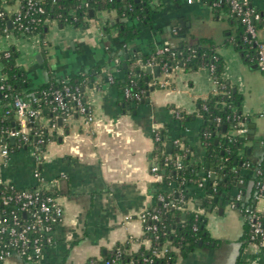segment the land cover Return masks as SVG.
<instances>
[{
    "label": "crops",
    "instance_id": "obj_1",
    "mask_svg": "<svg viewBox=\"0 0 264 264\" xmlns=\"http://www.w3.org/2000/svg\"><path fill=\"white\" fill-rule=\"evenodd\" d=\"M2 1L9 13L22 7L21 0ZM250 2L264 11V0ZM210 6L203 0L162 1L148 22L135 23L138 34L124 54L140 58L181 39L208 37L216 41L225 59L224 77L242 93V111L249 115L245 122L248 142L240 159L242 165H237L240 177L230 192L234 196L242 191L249 196L264 155V72L255 68L258 60L246 63L236 49L233 37L238 24L231 18L232 13ZM116 19V10H103L87 26L48 18L43 36H0V51L17 49V63L29 74L32 87L62 79L76 81L82 74L90 76L83 88L95 115L90 122L80 114L53 116L43 107L41 122L54 134L45 149L29 146L10 152L6 161L0 157V180L20 188L42 185L54 189L64 210L54 228L53 242L38 263H27L14 254L0 264H87L92 259L101 260L117 243L129 242L131 252L149 247L151 242L145 237L140 214L155 206L158 193H173L177 188L175 181L162 182L151 171L157 161L155 128H164L169 142L178 138L188 142L196 160L206 155L199 135L201 120L191 119L181 125L175 108L196 112L198 100L216 88L210 69L201 66L187 71L179 67L169 76L160 77L167 80V85L152 89L148 100L126 104L122 89L109 82L103 72L107 67L115 79L125 77V63L122 66L118 54L110 60L116 53L112 42L119 32ZM258 37L264 39V30L258 31ZM2 69L0 56V78ZM26 119L16 113L13 125L26 131ZM36 169L45 181L36 179ZM186 190L191 196L187 208L205 213L199 199L205 189L192 184ZM256 207L264 210V196L258 198ZM206 216L208 241L178 254L176 264H264V246L249 244L242 249L244 217L238 205L229 202L221 211V206L215 204Z\"/></svg>",
    "mask_w": 264,
    "mask_h": 264
},
{
    "label": "trees",
    "instance_id": "obj_2",
    "mask_svg": "<svg viewBox=\"0 0 264 264\" xmlns=\"http://www.w3.org/2000/svg\"><path fill=\"white\" fill-rule=\"evenodd\" d=\"M12 0H6L10 2ZM22 6L27 0H21ZM38 3H44L46 6V13L42 15V20L37 25L31 26L29 30L20 29L17 25L9 27V21L13 20L16 14L22 9L14 13H9L0 0V10H4L5 16L0 17V36L13 33L15 36L21 35H35L41 36L45 33L46 20L48 18H57L62 23H71L75 25L87 26L90 19H95L97 13L103 10H116L118 15L119 32L112 38L113 46L115 48V55L112 54L110 60H114L119 56L122 66L125 63V77L116 79L114 84L125 92L126 87H131L133 93L144 90L142 99L133 100V97L127 98L125 96L126 104L131 102L140 103L148 100L149 93L152 89L161 87L159 81L164 74V65L167 66L168 75L173 73L177 68L181 67L187 71L196 70L201 66H206L213 70L211 71L212 78L216 84L215 90L205 98L198 100V108L194 113H188L180 108H175L178 112V119L181 125H185L191 119L199 118L202 122L200 130V138L202 144L206 148V155L203 160H196L194 157V148L188 142L178 138V142H169L166 137L164 128L159 127L154 130L160 133V139L155 140V154L157 162L160 165L159 174L162 176V182L177 183L176 190L171 197L177 199L184 208L170 207L166 210L162 209V223L166 228L164 231L166 235L161 238L158 246L169 241L176 249L169 251L162 255H153V249L156 247L155 240L151 232H144L147 239H151L149 247L142 246L138 251L131 252L129 242L117 243L112 249L107 250L102 259H92L87 264H176L178 254H186L194 250L200 245L205 244L210 235L207 228V211L211 205H215L214 196L226 193L230 203L238 205L241 208L243 216L246 214L247 207L256 209V203L260 195L264 196V189L258 183L262 180L260 170L264 169V155L259 163V172L255 181V186L251 190L249 196L242 193V197L237 200L236 195L230 194V190L234 185L236 178L239 179V172L237 171L238 163L235 159L240 160L245 150L248 139L246 138L245 124L238 128H244L243 134H231L230 131L234 125L237 124V117L240 120L249 117L244 115L242 111V93L235 91L232 84L224 77L225 59L217 50V43L214 39L208 37H199L193 40L181 39L177 44L170 45L171 51L165 54L152 52L146 56L138 58L134 54L125 53V49L137 36V28L135 23L137 21L148 22L151 17V12L157 9L151 5V0H86L87 5L83 4L81 0H35ZM179 1V0H175ZM209 3L215 10L223 8L232 13L231 18L238 24V29L233 37L234 45L242 56V60L246 63H252L258 60V45L254 42L244 41L245 26L234 12H232L230 5L226 0H203ZM218 2L219 5H215ZM94 11L91 16L90 12ZM259 18L255 19L256 29L264 30V11L256 9ZM123 18H129V22L121 21ZM117 22V21H116ZM164 45V46H165ZM10 55L5 56V51H0V56L3 61L2 77L0 78V145L6 143L9 151L13 152L24 147L35 146L45 149L49 140L54 137L50 132L48 126L41 122L42 111L36 116L27 117L26 126L28 130V141H21L15 139L12 143L6 130L8 129H22V126L13 125V117L15 111H11L7 117L4 116V109L14 100L15 97H27L30 94L37 96L38 104H41V109L45 107L49 113L52 112L50 106H46L43 96V91L50 88L59 87L62 80L52 81L48 84H43L37 88L31 86L30 76L27 71L18 65L17 57L18 51L15 47L9 50ZM140 61L142 63H140ZM152 62L153 65L160 67V75L155 78L154 84L150 85L145 81L148 76L146 66ZM105 77V76H104ZM82 74L76 78L68 79L71 83L83 82V84L90 79ZM106 78V77H105ZM131 79H134L136 86L131 85ZM3 86V88H1ZM133 96V95H132ZM7 105V106H6ZM70 111L64 116L71 113L78 114L77 108L73 102H70ZM53 116L57 115L52 112ZM220 118V121L218 119ZM246 120L244 122H246ZM226 126V130L223 127ZM168 145H171V152L167 151ZM37 152L38 149H37ZM168 155L170 160L164 161V157ZM180 162V166H179ZM210 173V176H208ZM214 175V179L212 178ZM205 177L208 181L205 184V194L199 196L200 206L205 209V213L199 214L196 217V211L187 208L190 200V194L186 190L187 185L199 184ZM198 186V185H197ZM54 195V189H50ZM164 193V192H163ZM167 194V193H164ZM184 196L185 202H181ZM178 203V205H180ZM1 206V201H0ZM155 207L161 208L162 204L157 202ZM258 213L264 215V210L256 209ZM196 225V229H194ZM252 229L250 221L244 220V232L241 237L242 249L251 243L259 242L258 239L252 237ZM239 261L237 264H242Z\"/></svg>",
    "mask_w": 264,
    "mask_h": 264
},
{
    "label": "built area",
    "instance_id": "obj_3",
    "mask_svg": "<svg viewBox=\"0 0 264 264\" xmlns=\"http://www.w3.org/2000/svg\"><path fill=\"white\" fill-rule=\"evenodd\" d=\"M83 4L87 5L86 0H81ZM126 1V0H125ZM164 0H151V5L155 9H158L162 5ZM188 3H192L195 0H185ZM245 26L244 41L254 42L258 45V63L259 68L264 72V39H259L258 30L255 26V19L259 18V14L256 9L251 5L250 0H226ZM215 5H219L218 2ZM22 9L16 14L12 20L13 25H17L20 29L29 30L31 26L37 25L42 20V15L46 13V6L44 3H38L35 0H27ZM4 10H0V17H4ZM47 46V42L44 43ZM171 51L170 45L162 46L158 49L157 53L165 54ZM10 52L5 51V56H9ZM119 62H117V65ZM149 65H153L149 62ZM164 74L168 75L167 66L164 65ZM211 71L213 66H211ZM109 82H115V76L111 73L107 67L103 69ZM131 85L136 86L134 79H131ZM161 87L167 85L166 79L159 81ZM150 84H154L150 83ZM3 88V86H1ZM125 96L127 98L133 97V100H140L144 94V90L133 93L131 87H126ZM133 95V96H132ZM45 98L44 102L50 106L52 112H56L60 115H65L71 109L70 102H73L77 108L78 114L84 116L88 121L92 122L95 119L94 110L90 102L87 101L84 93L83 82L71 83L68 79H62L60 86L50 88L43 91ZM12 106H7L4 109V116L7 117L11 111H15L17 115L24 117L36 116L41 111V104H38V98L35 95L30 96L28 99L21 97H15L11 102ZM74 114V113H71ZM70 114V115H71ZM175 115L178 118V112L175 111ZM238 122L234 125L230 131L231 134H243L244 128H238L245 124L246 118L240 120V116L237 117ZM220 121V118L218 119ZM54 125V124H53ZM159 127L155 128L158 129ZM9 137L20 139L21 141H28V135L25 130L8 129L6 130ZM154 139H160V133L155 131ZM179 140L176 139L175 143ZM10 155L8 145L2 143L0 146V157L3 161H6ZM158 157V156H157ZM157 159V158H156ZM170 157L166 155L164 161L168 162ZM179 162V166H180ZM160 165L156 161L151 166V171L154 175L160 177L159 174ZM262 175V180L258 185L264 189V169L259 172ZM34 176L40 182L45 181L42 173L36 169ZM210 176V173H208ZM208 181V177H205L201 181L198 187H204ZM49 187L38 185L36 187L20 188L10 182H4L0 180V262L4 261L8 257L14 254L21 256L27 263H38L45 249L49 244L53 242V231L55 226L60 222L63 217L64 210L58 199L57 195L49 192ZM172 193L164 194L160 192L157 194V202L162 204L161 208L150 207L140 214V219L144 225V232H151L153 239L155 240L156 247L153 249V255H164L169 251H174L176 246L171 242L166 241L158 246L161 238L166 235L164 229L165 224L162 223V209L166 210L170 207L184 208L177 199L171 197ZM237 200L242 197V191L236 195ZM262 195L259 196V198ZM181 202H185L184 196L181 198ZM180 203V205H178ZM257 209V207H256ZM247 207L245 209L246 214L243 216L244 220H249L252 229V237L258 239L259 242L251 244H257L264 246V215H261L256 211ZM259 210V209H258ZM260 211V210H259ZM196 217L198 218L201 211H196ZM196 229V225L194 227ZM150 242L152 241L149 239Z\"/></svg>",
    "mask_w": 264,
    "mask_h": 264
},
{
    "label": "water",
    "instance_id": "obj_4",
    "mask_svg": "<svg viewBox=\"0 0 264 264\" xmlns=\"http://www.w3.org/2000/svg\"><path fill=\"white\" fill-rule=\"evenodd\" d=\"M90 15L91 16L94 15V11L93 10L90 12ZM123 20H127V18H123ZM116 21H118V19H116ZM9 24L13 25L11 20L9 21ZM140 63H142V62L140 61ZM124 66H125V64H124ZM255 68H259V63L255 64ZM146 70L148 72V76L145 78V81H147V82L153 83L155 78L159 77V75H160V67L157 66V65H147L146 66ZM59 120H62V118L60 117ZM223 129L226 130V126H224ZM15 139L16 138H14V137L10 138L12 143L15 142ZM167 151L171 152V145H168ZM235 163H238L239 166L242 165V161L238 160V159H235ZM239 170H240V167L238 168L237 171L239 172ZM212 178L214 179V175H212ZM237 182H238V179L236 178V181H235L234 185H236ZM230 194H231V192H230ZM222 197H225L226 200H223ZM213 201H214V203L219 204L221 206V211H222L223 210V205L224 204L225 205L229 204L230 199L227 198V195L224 192L222 194H218V195L214 196V200ZM212 209H213V205H211L209 207V211H212Z\"/></svg>",
    "mask_w": 264,
    "mask_h": 264
},
{
    "label": "rangeland",
    "instance_id": "obj_5",
    "mask_svg": "<svg viewBox=\"0 0 264 264\" xmlns=\"http://www.w3.org/2000/svg\"><path fill=\"white\" fill-rule=\"evenodd\" d=\"M210 7H211V6H210ZM211 10H212V9H211ZM101 12H102V11H101ZM101 12H98V13H97V17H96V19L98 18V16L100 15Z\"/></svg>",
    "mask_w": 264,
    "mask_h": 264
}]
</instances>
